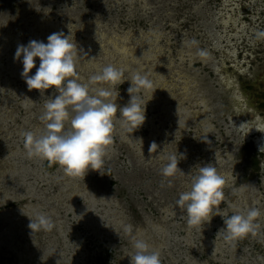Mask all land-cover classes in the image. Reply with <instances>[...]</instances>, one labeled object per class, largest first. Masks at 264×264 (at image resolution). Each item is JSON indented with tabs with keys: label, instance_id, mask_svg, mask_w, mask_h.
Returning <instances> with one entry per match:
<instances>
[{
	"label": "rangeland",
	"instance_id": "374dc122",
	"mask_svg": "<svg viewBox=\"0 0 264 264\" xmlns=\"http://www.w3.org/2000/svg\"><path fill=\"white\" fill-rule=\"evenodd\" d=\"M58 31L83 56L79 82L107 65L123 70L109 98L120 107L133 72L154 85L141 93L145 122L130 134L114 119L103 166L84 177L24 148V132L42 133L55 90L29 91L15 52ZM261 32L264 0H0V264H130L132 236L159 251L161 264H264V154L247 131L256 120L264 127ZM97 86L108 87L90 90ZM176 151L190 175L165 178ZM207 163L224 177L225 199L210 222L189 228L175 201ZM252 207L261 211L257 235L226 242L223 218ZM41 212L55 227L32 235L29 219Z\"/></svg>",
	"mask_w": 264,
	"mask_h": 264
},
{
	"label": "clouds",
	"instance_id": "9594fccd",
	"mask_svg": "<svg viewBox=\"0 0 264 264\" xmlns=\"http://www.w3.org/2000/svg\"><path fill=\"white\" fill-rule=\"evenodd\" d=\"M258 35L264 36V32ZM198 54L201 57L207 55L202 50ZM35 58L40 61L39 67L34 75H29L35 67ZM81 58L83 56L78 54L76 43L61 31L50 34L47 43L30 40L27 45H18L14 56V60H19L23 65L21 78L29 91L44 94L45 90H55L45 98V110L39 117L45 123L42 133L39 136L32 131L23 133L28 158L47 160L60 166L67 175L84 177L89 170L95 171L103 166L108 146L113 143L114 119L130 134L145 122L146 103L141 93L153 89L154 85L148 74L133 72L127 89L130 99L120 107L109 98L113 96V86L126 81L123 70L107 65L102 71L91 75L86 83H81L76 71ZM90 85L108 87L97 86L90 90ZM66 121H70L67 129ZM202 140L211 143L207 136ZM157 149L158 145L152 142L149 153ZM258 150L264 152V143L258 146ZM183 158H186L185 153L178 154L176 151L169 154L167 163L161 169L162 176L169 178L177 173L190 175H185L178 168ZM225 184L224 177L212 163L200 166L198 173L190 176L189 190L181 192L175 201V206L185 211L189 228L210 222L213 208L225 199ZM260 216V209L255 207L247 209L245 213L232 214L223 218L224 227L218 233H223L226 242L249 234L256 236L260 228L256 221ZM29 221L28 228L32 235L41 231L50 232L55 227L51 217L43 212L37 213ZM123 231L131 235L132 225H124ZM132 242L134 253L129 257L130 264H161L159 251L150 250L149 243L135 236H132Z\"/></svg>",
	"mask_w": 264,
	"mask_h": 264
},
{
	"label": "bare ground",
	"instance_id": "6f19581e",
	"mask_svg": "<svg viewBox=\"0 0 264 264\" xmlns=\"http://www.w3.org/2000/svg\"><path fill=\"white\" fill-rule=\"evenodd\" d=\"M240 101L242 102V99H240ZM248 134H254V138H253V143L255 144V147L258 150V146L261 143H264V127L261 124L260 121L256 120L254 121V123L252 124L251 127H249V129L247 130ZM260 152V151H259ZM264 154V152H262Z\"/></svg>",
	"mask_w": 264,
	"mask_h": 264
},
{
	"label": "flooded vegetation",
	"instance_id": "af4514ba",
	"mask_svg": "<svg viewBox=\"0 0 264 264\" xmlns=\"http://www.w3.org/2000/svg\"><path fill=\"white\" fill-rule=\"evenodd\" d=\"M253 145H254V147H255V144L253 143ZM256 148V147H255ZM256 150H257V148H256ZM258 151V150H257ZM259 153H262V152H259Z\"/></svg>",
	"mask_w": 264,
	"mask_h": 264
}]
</instances>
